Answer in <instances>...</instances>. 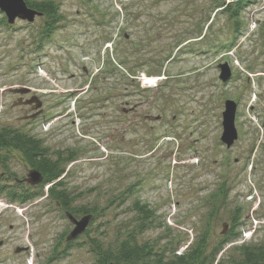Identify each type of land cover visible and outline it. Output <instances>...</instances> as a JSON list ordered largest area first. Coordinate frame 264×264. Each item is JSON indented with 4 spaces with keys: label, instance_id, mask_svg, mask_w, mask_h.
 Here are the masks:
<instances>
[{
    "label": "rangeland",
    "instance_id": "1",
    "mask_svg": "<svg viewBox=\"0 0 264 264\" xmlns=\"http://www.w3.org/2000/svg\"><path fill=\"white\" fill-rule=\"evenodd\" d=\"M53 1L62 16L49 37L43 16L9 25L0 12V127L34 136L53 158L68 153L63 188L72 206L96 212L68 246L73 225L48 185L25 204L0 194V264H94L88 238L107 247L123 239L137 225V199L153 215L140 242L179 253L209 225L211 247L236 207L240 235L225 254L264 241V0L237 21L215 11L220 0ZM142 74L160 80L143 85ZM21 87L42 102L35 120L22 117L28 108L12 92ZM227 99L237 104L230 148L220 141ZM3 154L1 183L26 178L21 154ZM220 181L226 205L210 217L207 194Z\"/></svg>",
    "mask_w": 264,
    "mask_h": 264
},
{
    "label": "trees",
    "instance_id": "2",
    "mask_svg": "<svg viewBox=\"0 0 264 264\" xmlns=\"http://www.w3.org/2000/svg\"><path fill=\"white\" fill-rule=\"evenodd\" d=\"M24 1L29 8L41 13V16L45 18L41 34L49 37L55 30L56 25L59 24L62 16L58 4L53 0ZM254 1H216L215 11L225 13L230 20L237 21L242 11ZM261 27L264 29V21ZM235 32H238V28ZM225 44L220 45L224 48ZM169 55L163 61H166ZM9 150L18 151L23 161L31 169L40 172L42 176V181L38 185H25L26 182L22 181L23 179H14V184L7 185L1 183V176H5V172H0V194L6 196L11 202L25 204L37 199L44 193L43 188L45 185H49L46 191L47 198L49 197L51 201L56 203L64 211V215L69 213L74 217H80L95 211L94 208H86L83 205L72 206L75 200L74 196L63 188L61 176L64 169L62 164L70 160L71 157L68 153L63 155L58 152L57 156L53 158L39 139L11 126H1L0 167L7 166L8 154H3V151ZM225 187L226 183L220 181L218 186L207 194V208L210 217L218 215L219 211L225 207L228 190ZM133 210L139 217L137 225L133 231L127 233L123 239L118 240L114 246L107 247L94 238H88L87 243L95 255L94 264H264V241L243 243L234 248L232 247V253L225 254V246L236 240L240 235L238 228L241 209L239 207L232 210L231 215L228 217L229 228H227L225 234H222L216 244L209 247V225H205L194 240L179 253L176 252L177 247L168 250L166 246H158L150 241H138L137 235L143 234L153 226V215L147 204L140 202L138 199L133 203ZM72 241H67V245L70 246Z\"/></svg>",
    "mask_w": 264,
    "mask_h": 264
},
{
    "label": "water",
    "instance_id": "3",
    "mask_svg": "<svg viewBox=\"0 0 264 264\" xmlns=\"http://www.w3.org/2000/svg\"><path fill=\"white\" fill-rule=\"evenodd\" d=\"M0 12L5 16L9 25H12L16 20L32 23L36 17L41 16V13L29 8L24 0H0ZM217 68L219 71V80L223 83L229 81L231 77V69L229 64L227 62L220 63L217 65ZM30 91L31 89L27 87H21L12 90L13 93L19 94L21 97ZM18 104H33V109L36 110V112L26 117L27 119H34L41 113L42 102L36 95H33L24 101L19 99ZM236 107L237 104L233 100H225L224 110L222 111V133L220 136V141L226 148H230L238 137L237 129L235 127ZM22 181L30 185H38L42 181V176L37 170L31 169L27 174V177ZM65 215L73 225L72 230L66 236V241L75 240L78 236L83 234L92 218L91 214L84 215L80 218H76L69 213H66ZM227 226V223H223L222 234L226 233ZM19 250L20 248L17 249V251Z\"/></svg>",
    "mask_w": 264,
    "mask_h": 264
},
{
    "label": "flooded vegetation",
    "instance_id": "4",
    "mask_svg": "<svg viewBox=\"0 0 264 264\" xmlns=\"http://www.w3.org/2000/svg\"><path fill=\"white\" fill-rule=\"evenodd\" d=\"M33 95L34 94H31V95L30 94H26V95H23L22 97L20 96L19 98L21 99V101H24V100L28 99L29 97H31ZM21 106H25V107L28 108L27 113L24 116H22L23 118H26V117H28V116H30V115H32V114H34L36 112V110L33 109V104H30V105H22L21 104ZM41 113H42V109H41ZM41 113L38 116H36L34 119H27L26 118V120H30V121L35 120L41 115Z\"/></svg>",
    "mask_w": 264,
    "mask_h": 264
},
{
    "label": "built area",
    "instance_id": "5",
    "mask_svg": "<svg viewBox=\"0 0 264 264\" xmlns=\"http://www.w3.org/2000/svg\"><path fill=\"white\" fill-rule=\"evenodd\" d=\"M232 1H235V0H225V2H232ZM252 23L255 24L254 21H252ZM41 72H42V71H41ZM148 78H149V77H147V76L144 75V74H142V75L140 76V79L142 80L143 85H149V84H148V81H147ZM48 186H49V185H48ZM253 223H255V225L260 224V222H259L257 219H253ZM252 232H254V231H252ZM252 232H249V231H248V233L246 232L245 236L247 237V239H250V237L252 236Z\"/></svg>",
    "mask_w": 264,
    "mask_h": 264
},
{
    "label": "bare ground",
    "instance_id": "6",
    "mask_svg": "<svg viewBox=\"0 0 264 264\" xmlns=\"http://www.w3.org/2000/svg\"><path fill=\"white\" fill-rule=\"evenodd\" d=\"M159 80H160V78L149 77L147 81H148L149 86H153V85H155Z\"/></svg>",
    "mask_w": 264,
    "mask_h": 264
}]
</instances>
